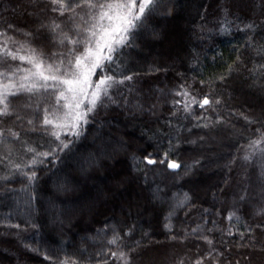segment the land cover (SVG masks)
<instances>
[{"label":"trees","instance_id":"1","mask_svg":"<svg viewBox=\"0 0 264 264\" xmlns=\"http://www.w3.org/2000/svg\"><path fill=\"white\" fill-rule=\"evenodd\" d=\"M63 2L0 0V264H264V0H157L79 135L43 76L71 79L116 0ZM109 171L125 199L99 202Z\"/></svg>","mask_w":264,"mask_h":264},{"label":"snow or ice","instance_id":"2","mask_svg":"<svg viewBox=\"0 0 264 264\" xmlns=\"http://www.w3.org/2000/svg\"><path fill=\"white\" fill-rule=\"evenodd\" d=\"M52 4H59L61 9L65 8V4L63 0H51ZM86 3H89V6L96 7V5L90 4V0H86ZM157 0H116V2H110L107 4H100V8H107L109 12L115 13V18L120 21V24L112 29L111 33L108 34V39H104L101 36L96 40L95 45H92V41L88 42L89 47L86 49L85 53H81L77 57V66L79 67L81 62L83 61L85 70L81 71H73L69 73H65V76H70L71 79H64L62 77H58L56 75L51 76H43L45 81L49 79L53 81H57L58 84L69 85L66 89L67 92L72 93L71 98L65 97L64 92H61L58 100L61 98L67 99L69 102L66 105H62L61 107H67L68 111L64 113L63 120L65 121L60 127L64 129L70 135H79V127L81 123H87V116L90 113H93L97 106H104L103 99L109 96V89L112 88L115 84L123 83V80H116V68L114 67L119 60L120 50L122 47H127L129 44V36L133 35V30L139 28V22L142 19L146 18V16L150 15L156 7ZM79 6V5H77ZM68 8L71 7L69 4ZM55 10V9H53ZM109 12H104L101 18L108 17L112 19L113 17L109 15ZM247 27H252L248 25ZM93 37L96 36V33L92 34ZM76 43H79L78 41ZM15 59V56L13 57ZM23 59V57H21ZM71 63V62H69ZM39 68V65H36ZM58 72L59 69L57 68ZM93 75L101 76L98 82H93L91 77ZM132 77L125 76L124 80H131ZM73 83L79 84V89L71 87ZM32 87H35L33 85ZM45 88L48 87L47 84L44 85ZM89 87H91V97L87 101L83 99V97L89 96ZM27 91H32V88H28ZM184 95H188V93H183ZM177 95H181V93H177ZM192 103H198L195 98L191 101ZM219 103V101H216ZM90 105L86 106L85 105ZM200 107L210 106L209 98L205 97L202 103L199 104ZM187 111V108L185 109ZM7 114V109L5 111L0 112V115ZM245 119H248L247 117ZM249 123H256L254 120H248ZM45 124H51L52 121L45 118ZM206 126V125H205ZM50 135L56 137L57 140L60 139V133L51 132ZM262 140H264V133L261 134ZM63 143V142H62ZM261 143V140L253 141L252 144L256 145ZM67 147V144L64 145ZM29 151H34L33 149H29ZM43 155H48V153H44ZM248 157H245L247 159ZM147 164H154L157 161H154L149 158H145ZM161 165L167 163L169 169L176 170L181 167V165L177 164L174 161H169L167 159V153L165 154V158L159 160ZM31 179V177H30ZM243 199V197H241ZM264 211V210H262ZM259 214V213H258ZM231 218V217H229ZM167 227V225L165 226ZM195 231V229L193 230ZM230 234V233H229ZM205 239H207L205 237ZM120 240L119 234H115L111 240L108 241L109 244H117V241ZM211 243V241H208ZM117 260H122L123 264H129L127 259V254L123 252H112L111 254ZM60 264H67V262H60ZM197 264H200L197 261Z\"/></svg>","mask_w":264,"mask_h":264},{"label":"rangeland","instance_id":"3","mask_svg":"<svg viewBox=\"0 0 264 264\" xmlns=\"http://www.w3.org/2000/svg\"><path fill=\"white\" fill-rule=\"evenodd\" d=\"M109 15L110 16H112L113 18L112 19H109L108 17H105V20H104V23H103V25H102V29H101V31H100V33L97 35V37H96V39H95V42H96V40L97 39H99L101 36H103L104 37V39H108L109 37H108V34L109 33H111V31H112V29H114V28H116L119 24H120V21L118 20V19H116L115 18V13L114 12H109ZM178 26L181 28V24H178ZM95 42H94V44H93V46L95 45ZM85 65H84V63H83V61L81 62V64H80V66L78 67V71H81V72H83L84 70H85ZM94 76H92L91 77V79H92V81L93 82H98L99 81V78L98 79H94L93 78ZM69 87V85H66V87H65V90L63 91L64 92V94H65V97H69V98H71V96H72V93H70V92H67L66 91V89ZM71 87H73V88H76V89H79V87H80V85L79 84H76V83H73L72 85H71ZM90 97H91V87H89V96L88 97H83V99H85V101H87L88 99H90ZM69 101L67 100V99H65V102H64V105H66L67 103H68ZM86 106H90V105H85L84 107H85V109H86ZM67 108V107H66ZM68 109V108H67ZM74 169H76V168H74ZM75 173H77L78 174V176L80 177V182H78V183H80V184H82V185H88V184H90L89 182V180L88 179H86V180H84V174L82 173V170L81 169H79V168H77L76 169V172ZM109 174H110V176H109V178L106 180V181H104V183H103V189H109L108 190V195H106V196H101V195H98L97 197L99 198V202H102L103 200H104V198L105 197H107V198H110L111 196H110V194L111 193H113L112 195L116 198H118V196L116 195V194H118V189H121L122 190V193H120V198L121 199H125V188L126 187H119V185L118 186H116V183H117V179L118 178H116L117 176H112L111 175V171H109ZM84 180V181H83ZM125 180V179H124ZM126 181V180H125ZM71 187H74L73 185L71 186ZM79 188L80 187V185H77L75 188ZM111 189H114L113 190V192H110V190ZM61 191V190H60ZM132 192H134L135 194H136V197H138L139 195H138V192H137V190L134 188L132 191H130V193H132ZM124 193V194H123ZM60 195H62V193H60ZM112 198V197H111ZM98 201L97 202H94V207H95V205H97V203H98ZM87 201L85 202V204H83L81 207H79V210H75L74 211V213H73V217L75 218L76 216H78V212H79V214H81L83 211L84 212H86V214L88 213V216H87V220L90 218V216H92V212H94L93 210L94 209H92L91 207H89L88 208V206H87ZM66 206V205H65ZM79 217V216H78Z\"/></svg>","mask_w":264,"mask_h":264},{"label":"water","instance_id":"4","mask_svg":"<svg viewBox=\"0 0 264 264\" xmlns=\"http://www.w3.org/2000/svg\"><path fill=\"white\" fill-rule=\"evenodd\" d=\"M172 170V169H171ZM177 170V169H176Z\"/></svg>","mask_w":264,"mask_h":264}]
</instances>
